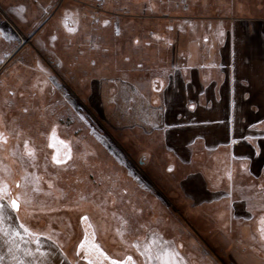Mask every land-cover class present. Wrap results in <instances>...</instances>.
<instances>
[{
	"label": "rangeland",
	"instance_id": "1",
	"mask_svg": "<svg viewBox=\"0 0 264 264\" xmlns=\"http://www.w3.org/2000/svg\"><path fill=\"white\" fill-rule=\"evenodd\" d=\"M221 22L227 38L233 25L262 42L264 0H0V234L15 199L20 224L61 238L78 234L79 216L103 218L121 235L155 233L174 264H264V239L232 205L181 190L205 158L197 145L191 163L177 157L181 137L167 133L183 116L160 102L174 69L163 58ZM242 179L234 202L260 212L264 169Z\"/></svg>",
	"mask_w": 264,
	"mask_h": 264
},
{
	"label": "crops",
	"instance_id": "2",
	"mask_svg": "<svg viewBox=\"0 0 264 264\" xmlns=\"http://www.w3.org/2000/svg\"><path fill=\"white\" fill-rule=\"evenodd\" d=\"M230 27V36L223 39H206L207 31L199 26L184 33L185 43L178 49L183 55L163 58L174 69L166 76L160 102L173 113L178 108L177 113L183 116L184 122L167 133L168 139L181 137V142H176L178 146L172 148L177 157L191 163L193 146L197 145L195 152L205 158L203 169L183 178L181 190H186V196L198 204L223 201L232 205L231 215L246 218L264 239V203L258 202L261 211L251 214V208L246 206L249 201L234 202L250 188V182L242 177L258 175L264 169V128L257 129L264 123V38L261 42L260 38L238 37V31ZM70 32L71 37L78 35ZM179 62L182 69L177 67ZM180 114L175 119L179 120ZM164 116L161 125L166 122ZM166 118H170L168 114ZM183 134L187 136L182 138ZM197 140L201 141L194 144ZM231 159L235 163L233 170ZM261 188V184L256 187ZM9 212L11 231L0 234V264H112L114 260L122 264H174L167 248L158 245L155 233H147L144 238L136 231L131 236L121 235L103 218L79 216L78 234L61 238L29 229L20 224L12 208Z\"/></svg>",
	"mask_w": 264,
	"mask_h": 264
},
{
	"label": "flooded vegetation",
	"instance_id": "3",
	"mask_svg": "<svg viewBox=\"0 0 264 264\" xmlns=\"http://www.w3.org/2000/svg\"><path fill=\"white\" fill-rule=\"evenodd\" d=\"M109 1V0H108ZM78 7V5H75L73 6V10L75 11V9ZM69 18H70V15H67L64 17V21H63V25H67L69 26L68 28H71V31L74 30V26L72 24H69L70 21H69ZM210 25V24H209ZM209 25H206V26H203V25H198L200 29H203L204 32L207 33V36H204L206 37V39H211V38H215V39H223L224 37V33H223V23H216L214 24V26H209ZM197 28V27H196ZM195 29V28H194ZM209 29V30H207ZM193 30V29H192ZM202 33V32H201ZM199 36H200V33H199ZM197 37H198V34H197ZM219 41V40H218Z\"/></svg>",
	"mask_w": 264,
	"mask_h": 264
},
{
	"label": "snow or ice",
	"instance_id": "4",
	"mask_svg": "<svg viewBox=\"0 0 264 264\" xmlns=\"http://www.w3.org/2000/svg\"><path fill=\"white\" fill-rule=\"evenodd\" d=\"M2 199H3V197H0V200H2ZM10 206L12 209H15L17 211L19 209V203L15 199H12L10 201ZM4 220H5L4 205L2 203H0V224H2L4 222ZM21 227H23V225H21ZM261 231L264 232V229H262ZM96 247H98V246H96ZM128 259H131V257H129ZM90 264H91V261H90ZM112 264H122V261L114 260L112 262Z\"/></svg>",
	"mask_w": 264,
	"mask_h": 264
},
{
	"label": "trees",
	"instance_id": "5",
	"mask_svg": "<svg viewBox=\"0 0 264 264\" xmlns=\"http://www.w3.org/2000/svg\"><path fill=\"white\" fill-rule=\"evenodd\" d=\"M221 23H223V22H221ZM225 28V24L223 23V29ZM239 32V31H238ZM223 33H224V30H223ZM224 37H225V34H224ZM223 37V38H224ZM263 128H264V124H263V126H262ZM194 144H196V143H194ZM194 151V150H193ZM260 184V183H259ZM259 184H257L256 185V187L259 185ZM263 187V186H262ZM262 189V190H261ZM261 189H254V191L255 192H257L258 194L257 195H260V194H262L263 192H264V187L263 188H261ZM254 212V211H253ZM256 213V212H255Z\"/></svg>",
	"mask_w": 264,
	"mask_h": 264
}]
</instances>
